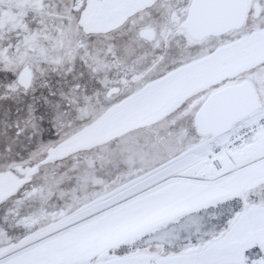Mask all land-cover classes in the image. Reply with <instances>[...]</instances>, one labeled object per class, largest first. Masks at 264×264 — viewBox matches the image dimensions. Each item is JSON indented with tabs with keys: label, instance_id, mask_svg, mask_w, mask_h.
<instances>
[{
	"label": "snow or ice",
	"instance_id": "obj_1",
	"mask_svg": "<svg viewBox=\"0 0 264 264\" xmlns=\"http://www.w3.org/2000/svg\"><path fill=\"white\" fill-rule=\"evenodd\" d=\"M0 264H264V0H0Z\"/></svg>",
	"mask_w": 264,
	"mask_h": 264
}]
</instances>
